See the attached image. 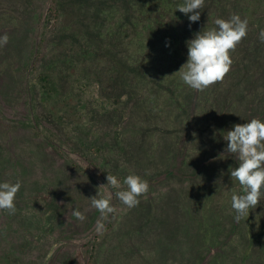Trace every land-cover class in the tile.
<instances>
[{"label":"rangeland","instance_id":"374dc122","mask_svg":"<svg viewBox=\"0 0 264 264\" xmlns=\"http://www.w3.org/2000/svg\"><path fill=\"white\" fill-rule=\"evenodd\" d=\"M57 1L52 16L53 0H0V182H21L15 214L0 210V264H264V198L235 220L224 139L264 121V0H222L214 17L238 14L250 36L202 92L174 74L193 39L184 0ZM108 174L149 191L128 208L99 189Z\"/></svg>","mask_w":264,"mask_h":264},{"label":"clouds","instance_id":"9594fccd","mask_svg":"<svg viewBox=\"0 0 264 264\" xmlns=\"http://www.w3.org/2000/svg\"><path fill=\"white\" fill-rule=\"evenodd\" d=\"M203 6L204 0H184L177 9L186 15L192 13L188 19L190 22H196L200 19V12L196 10ZM214 24L216 27L199 32L187 41V62L174 73L179 75L185 85L201 92L218 82H223L233 64L231 52L235 51L248 33L247 19H241L238 14H233L229 19L217 18ZM259 38L264 43V29L260 31ZM8 41L7 34L0 36V47ZM224 139L228 142L225 152L234 154L239 161L238 167L230 168L231 179L237 181L243 191V194L234 192L231 195V208L236 213L235 220L239 222L248 217L250 209L255 208L264 198V121L253 118L248 122L236 124L233 130L226 132ZM106 179L107 184L99 186V189L109 186L117 189L115 196L128 208L137 206L140 203L139 197L149 191L147 180L136 174L127 175L123 184L112 174H108ZM20 188L19 181L0 182V210L15 214V198ZM89 200L91 206L99 211L104 219L116 211L111 203L110 192L103 195L98 192ZM72 215L80 221L86 218L79 210L73 211ZM99 228H103L102 223Z\"/></svg>","mask_w":264,"mask_h":264},{"label":"trees","instance_id":"16d2710c","mask_svg":"<svg viewBox=\"0 0 264 264\" xmlns=\"http://www.w3.org/2000/svg\"><path fill=\"white\" fill-rule=\"evenodd\" d=\"M123 1L125 3H127L128 5L134 6L139 0H123ZM157 1H161L163 3V5L167 6L168 8L170 7L168 0H157ZM57 2H58L57 0H53L54 4L52 5V7L49 10V13L52 16H55V14L57 12V10H56ZM223 2L224 1H222V0H204L203 8H201L199 10H196V11L200 12V19L198 21H196V22H190L189 19H188V16L191 15L192 13H189V14L186 15V14H183L182 12L179 11V13H178L179 14L178 15L179 19L180 20L183 19L185 21V24H187L189 26V28H190L189 29L187 27L189 33L188 34L186 33V35H185L186 38L188 39L190 37L189 35L191 33H192V38H194L197 33L206 31V30L211 29L213 27H216V25L214 24V21L217 19V17L215 18L214 14L218 15V12H215V11H219L220 12V11H223V8H226V6H224ZM182 3H179V5L182 4ZM211 8H215L214 13H209ZM220 13L223 14L222 12H220ZM248 26H251V25L248 24ZM193 28H194V30H193ZM248 36H250L249 31L247 33L246 38H244V40L247 39ZM254 56H256V53L254 54ZM245 78H247V79L250 78L249 69L247 71V74H246ZM42 80L46 81L47 79L44 77ZM27 119L29 120L30 118L27 117ZM48 144L50 145V143H48ZM162 181L163 180H160V182H162Z\"/></svg>","mask_w":264,"mask_h":264}]
</instances>
